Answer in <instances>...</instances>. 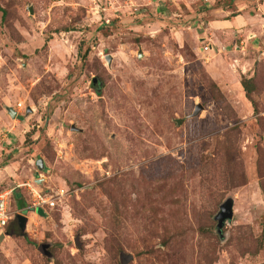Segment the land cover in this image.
I'll return each mask as SVG.
<instances>
[{
	"label": "rangeland",
	"instance_id": "374dc122",
	"mask_svg": "<svg viewBox=\"0 0 264 264\" xmlns=\"http://www.w3.org/2000/svg\"><path fill=\"white\" fill-rule=\"evenodd\" d=\"M234 1L0 0V193L28 221L0 264H264V24L223 37Z\"/></svg>",
	"mask_w": 264,
	"mask_h": 264
},
{
	"label": "crops",
	"instance_id": "0c3cea01",
	"mask_svg": "<svg viewBox=\"0 0 264 264\" xmlns=\"http://www.w3.org/2000/svg\"><path fill=\"white\" fill-rule=\"evenodd\" d=\"M221 10L223 11L220 16L221 18L211 21L210 24L225 38L231 37L233 34L238 33V31L246 33L247 31H251V25H255V20H259L264 24V4H261L259 9L261 11L259 13L260 19H257V16H252L248 10L243 8L238 0H235L226 7L223 6ZM4 174H6V171H4Z\"/></svg>",
	"mask_w": 264,
	"mask_h": 264
},
{
	"label": "built area",
	"instance_id": "2783aa9c",
	"mask_svg": "<svg viewBox=\"0 0 264 264\" xmlns=\"http://www.w3.org/2000/svg\"><path fill=\"white\" fill-rule=\"evenodd\" d=\"M19 105V107H21ZM33 192V208L38 209H45L46 207H55L56 201L53 198H49L47 195H44L42 192L38 191L37 189L32 188ZM10 193L3 192L0 193V230L4 231L6 227L9 225L10 221L12 220L13 216L10 212Z\"/></svg>",
	"mask_w": 264,
	"mask_h": 264
},
{
	"label": "water",
	"instance_id": "95a60500",
	"mask_svg": "<svg viewBox=\"0 0 264 264\" xmlns=\"http://www.w3.org/2000/svg\"><path fill=\"white\" fill-rule=\"evenodd\" d=\"M108 59L111 62L112 60L111 55L108 56ZM202 108L203 107L199 105L195 110L194 116L198 115L201 112ZM7 109H8V112L12 115V117H14L15 119L18 118L19 113L14 107H8ZM73 128L76 129V127H73ZM43 166H44L43 160H40L38 162V167L43 168ZM44 169H45V166H44ZM233 207H234V202L232 200L228 201L226 205L224 206L222 213L218 217L220 229L225 227L226 222L233 218L234 216ZM38 213H40L41 215H45V212L43 209H38ZM16 220L18 221V226H19L21 235H25V230H26V226L28 222L27 218L23 217L22 215H18V218ZM2 238H5V235H3Z\"/></svg>",
	"mask_w": 264,
	"mask_h": 264
},
{
	"label": "trees",
	"instance_id": "16d2710c",
	"mask_svg": "<svg viewBox=\"0 0 264 264\" xmlns=\"http://www.w3.org/2000/svg\"><path fill=\"white\" fill-rule=\"evenodd\" d=\"M0 10H2L1 9V7H0ZM243 85H244V87H245V89H246V91H247V93H248V95H249V91H248V89H247V87H246V84L245 83H243ZM16 196H18L19 197V195H16ZM21 198V197H20ZM22 199V198H21ZM18 218V215L17 216H15V219H14V221L16 220ZM13 220V219H12ZM10 221V222H14V221ZM6 230V229H5Z\"/></svg>",
	"mask_w": 264,
	"mask_h": 264
}]
</instances>
